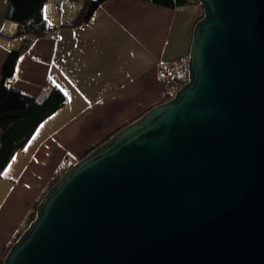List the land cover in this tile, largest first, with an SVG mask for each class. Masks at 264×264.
Wrapping results in <instances>:
<instances>
[{"label": "water", "instance_id": "obj_1", "mask_svg": "<svg viewBox=\"0 0 264 264\" xmlns=\"http://www.w3.org/2000/svg\"><path fill=\"white\" fill-rule=\"evenodd\" d=\"M188 82L68 169L3 264H264V0H199Z\"/></svg>", "mask_w": 264, "mask_h": 264}, {"label": "crops", "instance_id": "obj_2", "mask_svg": "<svg viewBox=\"0 0 264 264\" xmlns=\"http://www.w3.org/2000/svg\"><path fill=\"white\" fill-rule=\"evenodd\" d=\"M87 1L49 0L43 15L54 31L27 38L17 37L9 0H0V84L5 62L31 41L7 87L39 99L57 87L68 97L0 175V257L28 227L56 174L166 102L163 67L174 79L186 74L197 14L108 0L88 23L73 26Z\"/></svg>", "mask_w": 264, "mask_h": 264}, {"label": "trees", "instance_id": "obj_3", "mask_svg": "<svg viewBox=\"0 0 264 264\" xmlns=\"http://www.w3.org/2000/svg\"><path fill=\"white\" fill-rule=\"evenodd\" d=\"M48 1L49 0H9L7 17L11 21L17 23V37L33 36L42 38L54 31V28L49 26L43 15L44 7ZM106 1L108 0H88L80 17L77 18L72 25L76 27L88 23L93 17L94 12ZM139 1L152 3L169 9H183L188 12H194L198 15L197 23L204 16V11L199 0ZM30 44L31 41H26L20 50L14 51L5 62L2 69V82L0 84V175L9 167L16 154L31 141L40 126L64 108L68 102V97L57 87L47 91L40 99L27 96L7 87V82L15 76L17 64L21 55L29 49ZM187 65L188 63L186 67L184 66L186 71L185 76L173 80V86L176 92L188 82ZM165 92V101L167 102L173 98V95L167 93L166 89ZM121 130L122 129H119L114 135ZM70 168L71 167H67L56 174L49 190ZM39 203L35 206V210L30 217L28 225L36 217ZM10 248L11 246L2 253L0 264H3Z\"/></svg>", "mask_w": 264, "mask_h": 264}, {"label": "built area", "instance_id": "obj_4", "mask_svg": "<svg viewBox=\"0 0 264 264\" xmlns=\"http://www.w3.org/2000/svg\"><path fill=\"white\" fill-rule=\"evenodd\" d=\"M161 73H162L163 83L165 85V89L167 93L174 96L176 93V90L173 86V80H174L173 76L171 75L170 71L166 67L161 69Z\"/></svg>", "mask_w": 264, "mask_h": 264}, {"label": "rangeland", "instance_id": "obj_5", "mask_svg": "<svg viewBox=\"0 0 264 264\" xmlns=\"http://www.w3.org/2000/svg\"><path fill=\"white\" fill-rule=\"evenodd\" d=\"M26 37H27V38H30L31 36H26ZM163 68H164V67H163ZM168 70H169V69H168ZM170 73H171V72H170ZM29 220H30V219H29ZM28 223H29V221H28ZM28 223H27V224H28ZM27 226H28V225H27ZM23 232H24V231H23Z\"/></svg>", "mask_w": 264, "mask_h": 264}]
</instances>
